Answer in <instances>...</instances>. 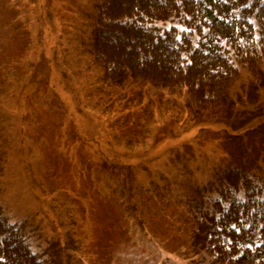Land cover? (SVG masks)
<instances>
[{
  "label": "rangeland",
  "instance_id": "rangeland-1",
  "mask_svg": "<svg viewBox=\"0 0 264 264\" xmlns=\"http://www.w3.org/2000/svg\"><path fill=\"white\" fill-rule=\"evenodd\" d=\"M105 1L0 0V209L43 264H216L200 225L220 190L264 201V60L235 62L224 111L108 85L90 50Z\"/></svg>",
  "mask_w": 264,
  "mask_h": 264
},
{
  "label": "trees",
  "instance_id": "trees-1",
  "mask_svg": "<svg viewBox=\"0 0 264 264\" xmlns=\"http://www.w3.org/2000/svg\"><path fill=\"white\" fill-rule=\"evenodd\" d=\"M173 18L187 30L180 34L175 28L148 26ZM90 50L108 85L143 79L155 87H185L198 112L224 111L226 91L238 77L235 62L254 75L261 73L264 4L261 0H106ZM232 183L220 190L208 221L200 225L204 247L216 264H264L262 189L246 182L237 188ZM0 264H43L1 209Z\"/></svg>",
  "mask_w": 264,
  "mask_h": 264
},
{
  "label": "snow or ice",
  "instance_id": "snow-or-ice-1",
  "mask_svg": "<svg viewBox=\"0 0 264 264\" xmlns=\"http://www.w3.org/2000/svg\"><path fill=\"white\" fill-rule=\"evenodd\" d=\"M261 3L264 4V0H261ZM176 39L182 40L183 38L182 37H176ZM240 215H242V213H240ZM218 219H222V217H218ZM237 222H238V218H237ZM229 226H231L234 230H237L235 223H230Z\"/></svg>",
  "mask_w": 264,
  "mask_h": 264
}]
</instances>
